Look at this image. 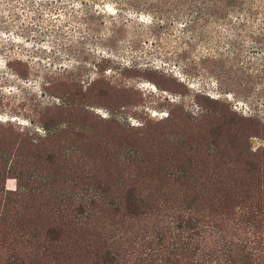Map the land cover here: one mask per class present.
<instances>
[{
  "label": "rangeland",
  "instance_id": "1",
  "mask_svg": "<svg viewBox=\"0 0 264 264\" xmlns=\"http://www.w3.org/2000/svg\"><path fill=\"white\" fill-rule=\"evenodd\" d=\"M188 1L0 0V162L23 172L22 217L45 226L75 199L95 213L70 260L27 264L114 251L145 230L113 212L125 198L158 230L198 194L205 220L227 211L218 180H264V0L212 17ZM5 249L0 263L18 254Z\"/></svg>",
  "mask_w": 264,
  "mask_h": 264
},
{
  "label": "trees",
  "instance_id": "2",
  "mask_svg": "<svg viewBox=\"0 0 264 264\" xmlns=\"http://www.w3.org/2000/svg\"><path fill=\"white\" fill-rule=\"evenodd\" d=\"M221 1L196 0L193 4L197 9L204 6V11L211 17L214 12H224L226 2L228 8L242 5V10L250 15L258 11L253 8L255 0H223V5ZM262 9L259 7L258 12ZM223 18L231 24L227 16ZM44 136L51 137V131L44 129ZM15 164L17 162L6 169L0 162V180L10 174L17 182L13 192L0 187V249L6 248L18 254H14L11 260H2L0 264H27V254L32 253L40 259L70 260L75 243L72 242L69 248L67 239L74 232H84L95 213L75 199L70 207L64 206L57 213L56 219L53 214V220L45 226L31 227L32 224L22 217V200L28 190H23V172L17 174V168H13ZM246 165L251 171L256 170L255 164L247 162ZM250 180L255 178H235L230 182L224 178L218 180L215 185L225 192H219L223 194L218 203H223L221 206L227 203L221 208L227 211H220L207 220L193 206L200 194L192 198L187 194L185 198L190 200L168 215L171 221L165 222L158 230L149 221L151 214L142 210V202L125 198L123 205L119 204L121 210L113 209V212L127 217L128 222L136 226L143 223L145 230L135 227L133 232L134 227L132 231L128 227L114 237L116 241L112 244L117 245L114 251H110L111 247L106 248V244L102 245V250L99 252L100 247L94 251L85 264H264V190L260 188L264 180H255V186ZM94 196L89 205L94 200L106 204L104 195ZM107 203L112 205L109 199Z\"/></svg>",
  "mask_w": 264,
  "mask_h": 264
}]
</instances>
